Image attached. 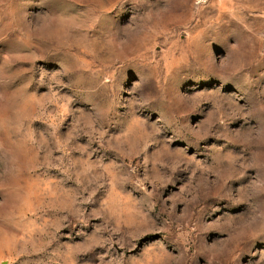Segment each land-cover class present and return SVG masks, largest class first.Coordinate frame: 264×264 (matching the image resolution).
Instances as JSON below:
<instances>
[{"label": "rangeland", "instance_id": "obj_1", "mask_svg": "<svg viewBox=\"0 0 264 264\" xmlns=\"http://www.w3.org/2000/svg\"><path fill=\"white\" fill-rule=\"evenodd\" d=\"M0 264H264V0H0Z\"/></svg>", "mask_w": 264, "mask_h": 264}]
</instances>
